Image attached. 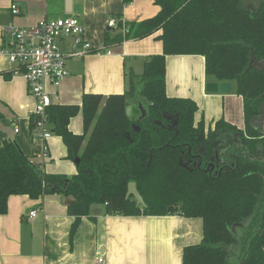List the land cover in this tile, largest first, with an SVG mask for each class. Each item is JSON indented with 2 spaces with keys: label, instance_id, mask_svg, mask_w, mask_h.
Returning a JSON list of instances; mask_svg holds the SVG:
<instances>
[{
  "label": "trees",
  "instance_id": "obj_1",
  "mask_svg": "<svg viewBox=\"0 0 264 264\" xmlns=\"http://www.w3.org/2000/svg\"><path fill=\"white\" fill-rule=\"evenodd\" d=\"M152 1L159 7L155 15L138 22L116 18L115 28L104 33L108 46L162 31V53L149 56L141 73L129 75L130 89L109 95L100 109L99 94H84L81 105L52 103L47 108L52 134L61 137L67 158L77 159L76 173L67 180L65 174L44 172L39 158L24 154L15 141L0 145V215L7 212L10 195L38 199L59 191L75 197L68 208L76 216L71 234L93 203L109 215L181 212L203 223L202 240L184 248L183 264H264V121L250 122L264 113V68L248 67L252 55L264 61V0L253 10L243 8L240 0ZM191 54L204 57L207 74L234 84L243 98V132L223 119L203 132L204 120H194L196 102L166 94V56ZM136 96L147 113L140 121L136 106L126 113ZM79 113L84 132L74 134L68 125ZM165 113L177 117L178 132L156 122ZM222 129L241 137L225 139L223 147L222 138L228 136ZM188 148L215 169L181 165ZM130 181L144 207L126 197ZM235 223L242 226L234 236L230 228ZM230 245L236 246V255L227 260L223 246Z\"/></svg>",
  "mask_w": 264,
  "mask_h": 264
},
{
  "label": "crops",
  "instance_id": "obj_2",
  "mask_svg": "<svg viewBox=\"0 0 264 264\" xmlns=\"http://www.w3.org/2000/svg\"><path fill=\"white\" fill-rule=\"evenodd\" d=\"M12 3L18 6L16 15L9 9ZM158 10L152 0H132L128 4L122 0H0V48L7 39L3 26L26 27L45 16H78L84 26V39L95 51L67 58V75L59 86L48 84L47 89L52 102L60 104L81 105L84 94H99L100 109L109 95L127 92L129 75L141 73L143 62L163 50L158 39L161 30L141 39L129 38L105 46L104 33L111 28L107 21L120 18L122 22H138ZM69 47L67 41L63 50ZM16 68L7 56L0 55V145L11 139L24 154L39 157L42 142L30 126L35 100L27 91L24 76L15 73ZM209 82L219 81L206 73L202 55L166 56L168 96L194 100L198 105L194 120H204L207 128L213 129L216 120L223 119L243 132V98L236 93L234 84L231 82L230 93H212L207 91ZM68 127L74 134L84 132L81 113L70 119ZM221 132L235 136L227 129ZM47 143L45 172L65 174L68 180L77 172V159L67 158L60 136L52 134ZM74 199L63 191L38 199L10 195L8 210L0 215V264H95L99 255L105 258V264H183L184 248L200 243L203 237L200 217L181 212L109 215L103 213L102 207L99 215H82L71 234L76 216L68 208ZM32 210H37L35 217L30 216Z\"/></svg>",
  "mask_w": 264,
  "mask_h": 264
},
{
  "label": "built area",
  "instance_id": "obj_3",
  "mask_svg": "<svg viewBox=\"0 0 264 264\" xmlns=\"http://www.w3.org/2000/svg\"><path fill=\"white\" fill-rule=\"evenodd\" d=\"M13 15L19 13L15 3L10 5ZM109 27L116 26V20L107 21ZM6 36L0 55H5L10 62L15 63V73L22 74L27 83V91L35 100L32 116L34 128L42 142L39 158L40 168L44 166L49 156L48 140L52 136L48 121L47 108L53 103L47 85L59 86L67 75L66 60L69 57L84 56L95 51L92 44L84 39V26L78 16L72 17H42L37 23L19 27L14 24L3 26ZM67 41L68 51H64ZM37 210L30 212L35 217ZM106 260L99 255L95 264H105Z\"/></svg>",
  "mask_w": 264,
  "mask_h": 264
},
{
  "label": "water",
  "instance_id": "obj_4",
  "mask_svg": "<svg viewBox=\"0 0 264 264\" xmlns=\"http://www.w3.org/2000/svg\"><path fill=\"white\" fill-rule=\"evenodd\" d=\"M109 29V27H108ZM249 68L251 67H255L257 69H263L264 68V61H258L254 55L251 56L250 61H249ZM232 90V83L231 82H209L207 84V91L209 92H221V93H230ZM136 106L137 109L139 110V115L136 118L137 121L142 120L143 118L146 117V110L144 107V103L143 101L140 100V98L138 96H136V98L134 99V102H130V104L128 105V107L126 108V113L129 114L130 110ZM262 110V107H261ZM264 121V113L261 111L259 113V115L253 117L251 119V124L255 125L256 123H260ZM235 136L240 138L241 134L239 133H235ZM129 196H133L135 201H136V205L137 206H145V203L143 201L142 196L140 195V193L138 192L137 188H136V184L133 181L128 182L127 184V192H126V197ZM90 210L92 212L93 215H99L101 212V204L99 203H93L90 205ZM242 226V224L240 223H235L231 226L230 230L233 233V235L235 236L237 233V228H240ZM261 235L264 236V231L261 232ZM224 250L227 251V260L232 259L236 254H234V251L236 250V246L235 245H230V246H223Z\"/></svg>",
  "mask_w": 264,
  "mask_h": 264
},
{
  "label": "flooded vegetation",
  "instance_id": "obj_5",
  "mask_svg": "<svg viewBox=\"0 0 264 264\" xmlns=\"http://www.w3.org/2000/svg\"><path fill=\"white\" fill-rule=\"evenodd\" d=\"M156 122H158L160 125L165 126L166 128H169L171 130V132H178L176 129L177 117L173 116L172 114H166L165 113L163 121L156 120ZM219 132H221V131H219ZM234 132H236V131H234ZM225 139H236V138H235V136H233V138L231 136H228L227 138L223 137L222 138L223 142L221 144V146H223V147L225 145V143H224ZM187 152H188V155L186 158L184 157V152H183L182 153L183 156H181L179 159L180 164L183 165L184 167L188 168L189 170L196 169V168H202V167H204L205 170H207V171H213L215 169V166L212 162H209L205 166V162L202 160V158L200 156H198L197 154H194L193 152H191L189 148H188Z\"/></svg>",
  "mask_w": 264,
  "mask_h": 264
},
{
  "label": "rangeland",
  "instance_id": "obj_6",
  "mask_svg": "<svg viewBox=\"0 0 264 264\" xmlns=\"http://www.w3.org/2000/svg\"><path fill=\"white\" fill-rule=\"evenodd\" d=\"M260 1L261 0H240V4L242 5L243 8H248V9L250 8L253 10V9H256L258 7ZM129 95L132 97V92L129 93ZM100 104H101V102H100ZM17 129H19L18 126H17ZM206 129H208V128L206 126H204L203 132H208ZM88 130L90 131V128Z\"/></svg>",
  "mask_w": 264,
  "mask_h": 264
}]
</instances>
